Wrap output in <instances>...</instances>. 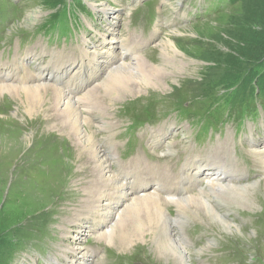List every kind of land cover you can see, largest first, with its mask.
I'll use <instances>...</instances> for the list:
<instances>
[{
    "label": "rangeland",
    "instance_id": "1",
    "mask_svg": "<svg viewBox=\"0 0 264 264\" xmlns=\"http://www.w3.org/2000/svg\"><path fill=\"white\" fill-rule=\"evenodd\" d=\"M91 1L92 4L100 3L101 6H106L109 11L100 12L98 20L96 17L81 12L80 19L79 11L83 9V4L77 0L72 12L69 9V0H59V5L57 1L53 0H1L2 7L11 10L12 16L9 21L6 19L0 23V55L6 50L7 52L4 54L6 57L10 50L14 57L20 51L27 50L31 47V43L25 42L26 47L20 49L19 40L24 36L30 42L28 36L35 33V40L32 43L43 45L37 50L40 52V64L46 66L48 74L45 78L49 79V72L53 71V65L69 59V56L57 52V47L67 46V44L61 43L67 38H59L60 44H57L53 41L49 42V35L40 34L39 31L45 22L53 19L58 10L66 12L67 17L63 18L65 20L68 18L71 29L76 26L74 33L76 37L73 35L76 41L73 40V42H81L84 36L90 41H95L97 36L105 34L107 43H109L108 47L112 46L113 48L109 36L115 37L119 41V36L123 37L128 32H132L144 45V48L139 51L140 56H143L150 65H160L162 62L161 48L157 45L158 42L167 36L173 37L172 39L179 49L177 50L178 55H175L174 58H177L176 60L181 64L180 67L174 73L161 76L158 79L161 86L148 87L140 93L126 94L124 97L118 98L112 109L108 108L110 111L107 119L113 117V120L123 127L130 124V119L126 116L137 121L138 118L145 119L148 115L152 116L159 111L161 114L171 111L173 106H176L163 118L175 120V117H178L180 119L181 123L176 127L175 132L179 133V139L182 141L176 148L178 151L184 152L187 149L192 153L195 148H198L205 157L216 161L217 166H220L222 170L236 169L240 174L234 179L235 183L243 185H249L256 181L262 183L264 170L260 168L253 148L264 146V109L261 108L260 117L249 121L246 127L240 131H238L237 124L228 123L222 130L219 129L213 133L212 129H209L204 135L198 136H196V130L200 124L192 126L187 118L189 112L203 111L215 99L223 98L224 95L228 96L239 88L237 84H234L235 81L232 78L220 80V77L229 72L224 74L226 68L213 64L214 60L210 57L217 58L211 53L214 48L222 51L225 55L230 51L228 46L233 45L241 48L243 53L251 55V57L255 53H260L264 48V37L261 38L264 36V26H249L243 22V17H241L245 13L243 2L239 1L226 6L223 3L224 0H141L144 4L136 12V17H146V4L148 10L157 7L159 11L156 22L151 24L152 31L158 29L157 35L155 38L146 40L142 29L132 22V17L130 20L128 19V14L132 12L133 15L136 10H133L134 3L127 10L130 0ZM208 6L212 7L214 12L206 14L205 17L191 16V13L198 14L205 11ZM16 8L18 9L13 15ZM90 8L94 9L91 5ZM32 11H34V15L28 24H33L31 27H25L28 25L21 23L19 24L23 27L17 25L19 20L23 22ZM117 21L119 23L116 25V32H109L108 27L114 26ZM254 33H258L255 38L253 37ZM231 35L234 36L233 39ZM10 38L13 42H9ZM103 41L101 38L98 39L99 43ZM114 43L116 44V42ZM99 46L96 48L99 49ZM72 47L75 49L74 44ZM68 50L69 48L66 49V51ZM126 55L127 59H133L127 53ZM249 60V58H244V61ZM263 62L264 60L261 63ZM29 63L33 66L31 62ZM88 65H84L86 71ZM263 70L264 64L258 66L254 72L262 73ZM80 78L79 75L77 80H70L63 87L71 92L83 90L86 79ZM255 88L254 85L250 92ZM262 88L264 89V86ZM262 95H264L263 92ZM2 97L1 95L0 135L5 143L0 148V264H23V261L27 263L26 261L31 259H34V264H49L51 258L57 255V251L59 253V249H64L62 244H68L69 241V245L74 244L72 240L63 238L65 230L60 226L66 225L69 220L71 222V211L80 200L78 193L80 189L76 186L79 184V178L86 186L82 177L86 166V154H84V158L82 155H77V148L74 149L73 144L76 143V139L72 138V142L67 136L60 135L50 129V126L46 130L45 125L48 121L42 117L25 121L26 116H24L23 108L19 114L21 116L15 117L13 112L21 104L17 98L13 99L9 94ZM49 101L52 102L50 98ZM121 114L122 116L118 117ZM168 119L151 121L152 125L139 127L137 133L142 137L144 131L156 130ZM35 129L41 130V132L34 134ZM89 131H95V133L97 131L96 138L99 139L101 133L97 130L96 125L90 126ZM103 133L109 134L110 129H104ZM23 135H29L31 141L34 140L31 146L23 144L25 139ZM251 135L257 139V143L251 141ZM135 138L136 136L131 140V149L136 147ZM128 139V136L120 139L119 146L124 148ZM172 139L175 138L168 136L166 142ZM147 144L149 147L146 153L152 159L166 160L182 157V154L178 152L171 156H162L165 154L162 152L156 155L148 141ZM104 147L107 148V145L105 144ZM218 147L224 149L218 150ZM117 152L118 158L122 160L120 151ZM141 152L142 155H146L143 149ZM222 158L226 160L224 161ZM113 169L120 181L124 178L133 180L131 174L122 172L123 169L116 165L113 166ZM200 179L198 187L205 188L207 183L203 181L202 176ZM86 188L88 193H91L87 186ZM249 188L252 190V197L255 194V188L256 194L260 196V200L254 197L256 202L254 206L245 205L246 208H243L230 200L222 204V207L236 215L238 220L244 219L243 221L229 219L234 226L241 229L240 231L236 230L235 233H231L229 227L223 225L224 221L215 220V223L210 224L207 223L205 217L202 222L187 221L179 226L178 235L180 233L182 244L190 252L189 256L193 259L190 261L192 264H264V193L257 192L258 186ZM197 190L198 188L194 187L190 189V192L195 194ZM211 200L213 203L216 202L213 197ZM223 208L220 209V213L224 212ZM170 212L174 215L173 210ZM215 215L219 219L218 214L215 213ZM87 223L89 225L91 222L87 221ZM69 225V230H72L74 227ZM95 236L102 240L99 242L90 236L89 242H86L83 247L88 246L95 249L96 253L103 255L97 264H174L176 262L173 263L169 259L168 261L164 252L159 249L151 237L145 243H135V247L131 245L130 248L123 249L116 248L114 245L108 246L103 237L97 233ZM209 241L210 243H208ZM49 246L55 249H51ZM201 247L204 249L198 253ZM36 260L38 261L36 262ZM31 262L32 260L29 264H32ZM65 263L68 264L64 257L59 264Z\"/></svg>",
    "mask_w": 264,
    "mask_h": 264
},
{
    "label": "bare ground",
    "instance_id": "2",
    "mask_svg": "<svg viewBox=\"0 0 264 264\" xmlns=\"http://www.w3.org/2000/svg\"><path fill=\"white\" fill-rule=\"evenodd\" d=\"M131 1V3L128 1L127 10L133 6L135 0ZM103 10L108 12L109 8L103 7ZM33 15L34 11L23 22L19 20L17 25L22 27L28 25L32 21ZM117 23L119 22L108 27L109 32H116ZM156 35L155 32L154 36L150 35V38L152 36L155 38ZM109 37L113 48L112 46L108 47L107 40L101 43L92 41L90 45L86 39L83 41V45L79 46V57L76 56L73 47L68 52L66 49L58 48L57 52L65 53L69 59L54 65L53 71L49 72V79L43 76L46 66L41 65L38 82L35 81V75H29L31 71L22 75V80L19 83L13 80L18 77L13 69L15 66L25 67L27 66V62L24 61L25 57L36 59L37 55H40V52L38 53L35 48L20 51L11 60L0 62V68H5V72L1 74L0 96L4 97L9 94L11 98H17L21 106L13 112L15 117L19 116L21 108L26 116L25 121L42 117L48 121L45 125L46 130L50 126V129L60 135L67 136L72 142L73 139H76V143L73 144L74 149L77 148V155H82L84 158V154H86V166L83 173L86 176L82 175V177L91 193H88L86 186L79 178V184L76 186L80 189L77 188L80 200L71 211V222L68 219L66 225L60 226L65 230L63 238L72 240L74 243L69 245V241L68 244L61 245L64 249L60 251V254L65 256L68 264H97L103 255L96 253L95 249L88 246L83 247L86 242H89L90 236L99 242L102 240L95 236L96 233L104 238L108 246L114 245L116 248L123 249L130 248L135 243H145L151 237L159 249L164 252L167 260L169 259L173 263L176 261V264H192L190 261L193 259L189 256L190 252L182 244L180 233L178 235L179 226L187 221L202 222L205 217L207 223L210 224L215 223V220L224 221L223 225H227L231 233H235L236 230L240 231L241 229L234 226L229 219L235 221L244 219L238 220L236 215L225 210L222 204L230 200L243 208L245 205L254 206L256 204L254 197L260 200V196L256 194L255 188V194L252 197V190L249 187L258 186L257 192L264 193V179L262 183L256 181L249 185L235 183L234 178L228 175L229 169L222 170L210 158L199 155H191L184 159L182 157L159 159L158 161L150 159L149 162H145L143 157L137 153L128 160L122 159L117 162L120 169L128 170L138 180L120 181L113 172L111 162L99 139L96 138L98 132H90L89 127L96 125L98 131L103 129L109 111L118 98L124 97L126 94L140 93L148 87L161 86L158 79L161 76L174 73L181 64L176 60L177 58H174L175 55H178L177 50L179 49L176 47L173 37L167 36L157 44L161 48L162 62L160 65L148 64L144 57L137 53V50L130 51L132 60L127 59L125 54L127 50L124 47L120 50L118 39ZM98 45H100L99 49L93 50ZM138 48L140 47H136V49ZM85 64H91L89 72L85 70ZM79 75L86 79L83 90L71 92L63 87L70 80H77ZM49 98L52 102L49 101ZM174 123L176 122L167 123L165 127L150 135V146L156 155L160 152H175L177 141L172 139L166 142ZM37 132L40 133L41 130L35 129L34 134ZM23 136L25 138L23 144L31 146L34 141H31V136ZM1 137L0 135V148L5 143ZM114 143L111 142V144ZM223 149V147H218V150ZM253 152L260 168L264 170V146L253 148ZM90 154L91 156H89ZM110 155L116 158L114 151H111ZM158 157L160 158V156ZM222 160L226 159L222 158ZM200 176L207 183L205 188L197 185L195 187L198 190L195 194L190 193L185 196L176 192L175 189L186 184V177H188L189 183L193 184L195 179ZM161 180L164 182H160ZM212 197L216 200L215 203L212 202ZM222 208L224 212L220 213ZM85 210L86 212H84ZM170 210H173L174 215ZM215 213L218 214L219 219ZM87 221L91 223L88 225ZM69 224L74 227L72 230H69ZM202 249L204 247H201L198 253ZM163 257L165 258V256ZM31 260V263L34 264V259ZM31 260H27V263L23 261V264H29ZM52 261L58 262L59 260L55 257Z\"/></svg>",
    "mask_w": 264,
    "mask_h": 264
},
{
    "label": "trees",
    "instance_id": "3",
    "mask_svg": "<svg viewBox=\"0 0 264 264\" xmlns=\"http://www.w3.org/2000/svg\"><path fill=\"white\" fill-rule=\"evenodd\" d=\"M53 1H57V4L59 2V0ZM231 1L233 4L239 1L243 2V11H245V13L241 17H243V22H245V24H248L249 26H264V0ZM257 35L258 33H254L253 37L255 38V36ZM263 37L264 36H262L261 38ZM231 38L233 39L234 36L231 35ZM228 47L230 51L225 55L222 51H218L217 48H214L213 51H211L212 54L217 56V58L210 57V59L214 60V63H211L218 67L226 68L224 74L226 72H229L225 76L220 77V80L222 81L223 79L227 80L232 78L234 81H239L244 87V92H246V90L250 88V86L254 85L255 81L257 80L259 81L260 85H264V70L262 71V73L254 72V70H256L258 66L264 64V62L261 63L264 60V48L261 49L260 53H255V55L251 57V55L243 53L241 48L239 49L238 47H235L233 45H230ZM226 56L227 58H225ZM244 58H249L250 60L244 61Z\"/></svg>",
    "mask_w": 264,
    "mask_h": 264
}]
</instances>
